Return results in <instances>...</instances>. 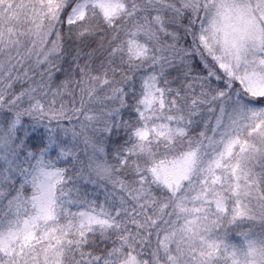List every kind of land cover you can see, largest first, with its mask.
<instances>
[{"label":"snow or ice","instance_id":"obj_1","mask_svg":"<svg viewBox=\"0 0 264 264\" xmlns=\"http://www.w3.org/2000/svg\"><path fill=\"white\" fill-rule=\"evenodd\" d=\"M0 264H264V0H0Z\"/></svg>","mask_w":264,"mask_h":264}]
</instances>
